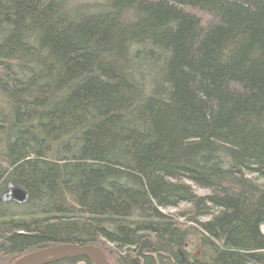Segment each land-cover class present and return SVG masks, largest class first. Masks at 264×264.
Masks as SVG:
<instances>
[{
	"label": "trees",
	"instance_id": "1",
	"mask_svg": "<svg viewBox=\"0 0 264 264\" xmlns=\"http://www.w3.org/2000/svg\"><path fill=\"white\" fill-rule=\"evenodd\" d=\"M263 225L264 0H0V259L264 264Z\"/></svg>",
	"mask_w": 264,
	"mask_h": 264
},
{
	"label": "water",
	"instance_id": "2",
	"mask_svg": "<svg viewBox=\"0 0 264 264\" xmlns=\"http://www.w3.org/2000/svg\"><path fill=\"white\" fill-rule=\"evenodd\" d=\"M16 193L17 199L20 202H26L28 200V194L23 189H17ZM9 197V194L4 196L5 199H9ZM71 256H81L92 264H111V262L107 260L104 251L99 247L94 245L80 246L78 244L74 245L69 243L45 247L44 249L24 254L11 264H46Z\"/></svg>",
	"mask_w": 264,
	"mask_h": 264
},
{
	"label": "bare ground",
	"instance_id": "3",
	"mask_svg": "<svg viewBox=\"0 0 264 264\" xmlns=\"http://www.w3.org/2000/svg\"><path fill=\"white\" fill-rule=\"evenodd\" d=\"M23 189L27 194H28V192L26 191V189L25 188H22L21 186H18V185H16L14 182H12V181H9L8 182V184H7V186H6V190L3 192V194H2V196L4 195H7V194H9L10 195V197H9V199H5L4 198V196H3V200L5 201V203L6 204H10V203H13V204H15L14 202H11L12 201V199L13 200H15L16 202H18L19 200L17 199V193H16V191H17V189ZM2 196H1V199H2ZM28 200L26 201V202H23V201H19L18 203H22L21 205H24V204H26L28 201H29V194H28V198H27ZM264 226V225H263ZM182 229L184 230V229H186L185 228V226H182ZM261 231H262V226H261ZM196 233V231L195 232H193V234H195ZM69 244H73V243H69ZM76 244H78V243H76ZM76 244H74V245H76ZM55 245H63L62 243H60V244H55ZM55 245H51V246H47V247H53V246H55ZM78 245H80V244H78ZM87 245H94V244H87ZM87 245H80V246H87ZM94 246H96V247H99L101 250H102V248L98 245H94ZM185 246H186V249H187V251H188V253L190 254V256H192L191 258H194V259H202V257L204 258V254H205V252H207V249H205V246L204 245H202L201 243H200V239L198 238V237H196L195 235H191V238L189 239V241L185 244ZM45 248V247H44ZM44 248H42V249H44ZM196 248H199L202 252H201V254H198V253H194V250H196ZM37 250H41V249H37ZM33 251H36V250H33ZM104 251V250H103ZM104 253H105V251H104ZM105 255H106V253H105ZM71 257H76V256H71ZM79 257H81V256H79ZM20 258V257H19ZM66 258H68V257H66ZM83 258V257H82ZM106 258H107V260H108V257H107V255H106ZM85 259V258H84ZM62 260H65V259H62ZM58 261H61V260H58ZM110 261V260H109ZM57 261H55V262H50V263H46V264H51V263H56ZM111 262V261H110ZM8 264H10V263H8ZM112 264V263H111Z\"/></svg>",
	"mask_w": 264,
	"mask_h": 264
},
{
	"label": "rangeland",
	"instance_id": "4",
	"mask_svg": "<svg viewBox=\"0 0 264 264\" xmlns=\"http://www.w3.org/2000/svg\"><path fill=\"white\" fill-rule=\"evenodd\" d=\"M196 13H198V15H200V16H203L204 17V15L202 14V13H200V12H197L196 11ZM196 189V191H197V194L199 195V196H203L204 197V195H209L210 194V192L209 191H207V190H200V189H198V188H195ZM4 196V195H3ZM3 196H2V200H3ZM4 201V200H3ZM5 202V201H4ZM11 202H14L16 205H18V206H20L22 203H18V202H16L15 200H13L12 199V201ZM190 208V205H188V204H186V203H183L180 207H178V208H172V209H166V210H164L166 213H168V214H173V215H175L176 217H177V219H178V221H179V223H181L183 226H185V228H190L191 230H195L196 229V227H198V224L196 223V222H194V221H192L191 219H192V216L190 215H186V217H182L181 215L182 214H186L187 213V210ZM209 218L208 217H205V218H201L200 219V221H202V222H205L206 220H208ZM194 222V223H193ZM262 232L264 233V226L262 227ZM201 250L199 249V248H196V250H194V253L196 254V253H198V254H201ZM16 259H18V258H13V259H5V258H1L0 259V264H8V263H12L13 261H15Z\"/></svg>",
	"mask_w": 264,
	"mask_h": 264
}]
</instances>
